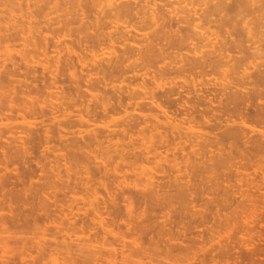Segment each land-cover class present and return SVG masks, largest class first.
<instances>
[{
	"label": "rangeland",
	"instance_id": "1",
	"mask_svg": "<svg viewBox=\"0 0 264 264\" xmlns=\"http://www.w3.org/2000/svg\"><path fill=\"white\" fill-rule=\"evenodd\" d=\"M246 24L264 0H0V264H264Z\"/></svg>",
	"mask_w": 264,
	"mask_h": 264
},
{
	"label": "bare ground",
	"instance_id": "2",
	"mask_svg": "<svg viewBox=\"0 0 264 264\" xmlns=\"http://www.w3.org/2000/svg\"><path fill=\"white\" fill-rule=\"evenodd\" d=\"M177 1H180V0H177ZM184 1V0H183ZM242 1V0H241ZM245 29H246V32H247V34H248V37H249V41H250V46L251 47H247V48H249V49H251L252 48V51H251V53H252V55L254 54V56L256 55L257 56V54H259L260 53V51L261 50H264V48H262V47H264V31L263 32H258V33H253V31H252V29L246 24L245 25ZM248 40V39H247ZM248 50V49H247ZM249 51V50H248ZM264 52V51H263ZM263 53H262V51H261V55H262ZM252 55H250L251 57H252ZM258 57H259V55H258ZM255 59H256V57H254ZM243 62V61H242ZM249 62V61H248ZM252 64V63H251ZM264 64V63H263ZM261 72V71H260ZM262 74V73H261ZM257 78V77H256ZM264 80V79H263ZM262 80V81H263ZM259 81V80H258ZM263 83V82H262ZM264 84V83H263ZM262 101H264V100H262ZM264 108V107H263ZM264 112V111H263ZM263 147V146H262ZM263 150V149H262ZM259 152V151H258ZM256 153V152H255ZM243 207V206H242ZM254 207V206H253ZM253 210H255V209H253ZM252 211V210H251ZM248 214V213H247ZM253 214H255V211H253L252 212V215H249L252 219H253ZM248 218V217H247ZM255 218V217H254ZM251 221V220H250ZM245 222H247V221H245ZM248 223V222H247ZM246 223V224H247ZM254 223V222H253ZM246 241H247V239H246ZM246 243V242H245ZM243 244V243H242ZM247 244H249V243H247ZM221 245V244H220Z\"/></svg>",
	"mask_w": 264,
	"mask_h": 264
}]
</instances>
